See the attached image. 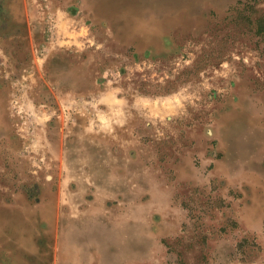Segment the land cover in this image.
I'll return each mask as SVG.
<instances>
[{"label": "rangeland", "instance_id": "obj_1", "mask_svg": "<svg viewBox=\"0 0 264 264\" xmlns=\"http://www.w3.org/2000/svg\"><path fill=\"white\" fill-rule=\"evenodd\" d=\"M0 264H264V0H0Z\"/></svg>", "mask_w": 264, "mask_h": 264}, {"label": "crops", "instance_id": "obj_2", "mask_svg": "<svg viewBox=\"0 0 264 264\" xmlns=\"http://www.w3.org/2000/svg\"><path fill=\"white\" fill-rule=\"evenodd\" d=\"M112 92L108 89V87L103 88L96 95L91 96V101L87 102L89 104V109L86 110H94L92 121L90 124L93 126H112L114 122L113 116V106L114 100L117 98L113 96ZM118 100V99H117ZM122 102V101H121ZM81 105V104H79ZM122 105H126L122 102ZM86 108V105L83 107ZM92 115V114H91Z\"/></svg>", "mask_w": 264, "mask_h": 264}]
</instances>
